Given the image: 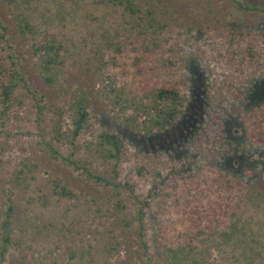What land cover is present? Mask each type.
I'll return each mask as SVG.
<instances>
[{
    "label": "rangeland",
    "instance_id": "374dc122",
    "mask_svg": "<svg viewBox=\"0 0 264 264\" xmlns=\"http://www.w3.org/2000/svg\"><path fill=\"white\" fill-rule=\"evenodd\" d=\"M129 1L0 0V83L21 76L0 100V222L11 206L0 264H174L165 246L194 205L200 226L216 225L197 264H264V146L237 113L251 82L264 86V0ZM233 6L240 22L227 23ZM49 41L60 48L46 84L32 48ZM161 84L179 89L177 120L135 128L131 105ZM80 95L88 119L72 136ZM101 132L120 138L117 163ZM216 170L247 193L217 187Z\"/></svg>",
    "mask_w": 264,
    "mask_h": 264
},
{
    "label": "trees",
    "instance_id": "16d2710c",
    "mask_svg": "<svg viewBox=\"0 0 264 264\" xmlns=\"http://www.w3.org/2000/svg\"><path fill=\"white\" fill-rule=\"evenodd\" d=\"M117 3L124 1L127 4L129 10L131 9L129 0H114ZM233 1V0H232ZM238 7V4H237ZM239 8V7H238ZM134 10V9H133ZM226 11L228 19H225L227 23L230 22V15H237V22H240L239 10L233 7H228ZM240 27V23H238ZM28 28V23L23 22L20 26L19 32H23ZM60 46L53 41L42 42L40 44L33 45L32 51L40 55L39 61V73L42 81L49 84L54 79L53 65L55 63L57 53ZM53 70V71H52ZM21 79L18 72H15L10 77L8 83H0V100L3 103L8 102L11 91ZM139 100L135 101L132 106V112L129 114L127 120L135 128H144L147 131L152 129H164L166 127L173 126L181 113V99L179 89L174 84H161L154 87L149 95H142ZM238 106V121L243 130L245 138L253 142L254 144L264 146V86L260 83V79L252 81L246 91H244L240 98ZM87 101L83 96H77L71 99L69 108L72 111L71 117V135L75 136L79 133L87 124L88 113L86 110ZM143 117V119H141ZM97 145L103 150L104 154L108 158H113L114 163H117L123 152V144L120 138L111 132H101L97 138ZM137 173H140V168H136ZM213 181L217 187H222L227 193H234V185H239L243 191L246 192V185L239 179V177L230 178L226 173L221 170H216ZM252 171V170H251ZM93 178L97 181L106 183L107 180L99 175H94ZM113 186L117 184L112 180L107 182ZM62 190V188H61ZM236 192V191H235ZM243 195V194H242ZM195 208V217L190 213L188 216L189 228L181 231L177 234L174 240L173 246L166 245L167 256L174 264H197L198 258L196 256L200 253L201 248L204 251L208 250V245H211L212 241L208 240L206 236L210 233H216L215 224L204 223L199 225L202 216H206L202 212V207L197 205L190 206ZM11 217V206L8 204L4 213V218L0 222L1 243H0V259H2L6 244L9 241V224ZM140 220V219H139ZM142 222H138V236L142 244L144 241L141 239ZM204 236L205 238H201ZM219 240H214V243H218ZM203 261L202 259L200 260ZM244 264H250L252 258L244 256L242 258Z\"/></svg>",
    "mask_w": 264,
    "mask_h": 264
}]
</instances>
